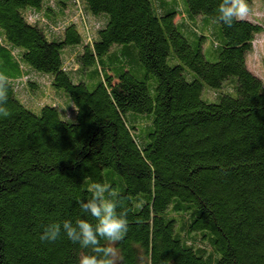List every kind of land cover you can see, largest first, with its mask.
Here are the masks:
<instances>
[{
  "label": "trees",
  "instance_id": "trees-1",
  "mask_svg": "<svg viewBox=\"0 0 264 264\" xmlns=\"http://www.w3.org/2000/svg\"><path fill=\"white\" fill-rule=\"evenodd\" d=\"M43 2L0 0V264H78L87 250L39 236L95 223L78 203L92 182L128 213L118 264H264V83L246 65L262 24L216 23L221 0H79L100 19L82 43L75 23L30 17ZM31 72L68 109L24 103Z\"/></svg>",
  "mask_w": 264,
  "mask_h": 264
},
{
  "label": "clouds",
  "instance_id": "clouds-1",
  "mask_svg": "<svg viewBox=\"0 0 264 264\" xmlns=\"http://www.w3.org/2000/svg\"><path fill=\"white\" fill-rule=\"evenodd\" d=\"M215 22L231 28L235 22L243 21L252 12L248 0H221ZM10 79L0 72V118H9L12 113L7 107ZM87 199L78 201L82 213L92 217L93 224L86 219L75 223L70 220L50 222L43 227L39 239L54 243L66 236L85 251L78 264H118L119 252L115 247L124 239L129 230L127 210L117 211L119 193L109 183L92 182ZM101 241L106 243L102 244Z\"/></svg>",
  "mask_w": 264,
  "mask_h": 264
},
{
  "label": "rangeland",
  "instance_id": "rangeland-1",
  "mask_svg": "<svg viewBox=\"0 0 264 264\" xmlns=\"http://www.w3.org/2000/svg\"><path fill=\"white\" fill-rule=\"evenodd\" d=\"M248 2L252 12L246 18L261 23L263 30L256 34L252 41V49L246 55V65L264 83V2L261 0H248ZM28 14L31 18L35 17L48 25L50 24L49 32H59L66 24L75 23L82 34V43L88 42L92 38L94 30L100 22L99 18L84 12L79 0H44L39 11L30 10ZM47 15H49V18ZM180 18L181 16H177L175 19L179 21ZM196 22L201 25V18L197 17ZM80 45L65 49L64 64L66 67L72 69L77 66L75 53L80 51ZM207 59L212 60L210 57H207ZM28 77L31 83L19 81L15 86L19 97L24 103L30 106L53 103L62 109H68L69 104H67L68 101L65 96L61 94L62 90L55 91L51 87L50 78L47 75L31 72ZM60 91L61 93H59ZM209 96H212L211 93ZM39 108L32 107L31 111L37 113Z\"/></svg>",
  "mask_w": 264,
  "mask_h": 264
}]
</instances>
